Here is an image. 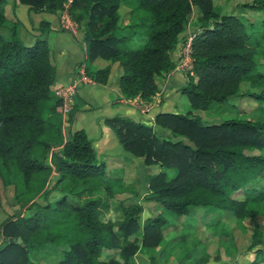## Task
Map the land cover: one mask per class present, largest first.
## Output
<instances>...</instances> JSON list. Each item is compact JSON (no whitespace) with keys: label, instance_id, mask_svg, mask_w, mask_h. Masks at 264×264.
Wrapping results in <instances>:
<instances>
[{"label":"trees","instance_id":"16d2710c","mask_svg":"<svg viewBox=\"0 0 264 264\" xmlns=\"http://www.w3.org/2000/svg\"><path fill=\"white\" fill-rule=\"evenodd\" d=\"M14 1L47 14L67 3L82 33L84 74L105 84L116 62L120 95L142 100L157 92L160 77L173 67L171 53L195 11L191 66L178 90L187 98L188 111H157L153 124L164 129L161 135L152 125L127 117H106L103 122L123 151L168 170L148 178L142 202L176 216L209 208L215 221L226 211L250 225L246 248L253 249V258L247 264L264 263L259 247L264 232L258 225L264 217V67L257 62L264 59V0L239 4L237 14L222 13L212 0ZM4 3L0 0V182L4 187L12 183L13 198L28 205L26 213L0 222V264H38L27 253L45 243L59 247L53 264H132L139 247L151 249L159 243L166 220L156 214L140 223L137 204L122 206L118 221L100 219L105 204L97 192L110 198L130 190L138 196L126 189L121 177L107 173L83 129L68 131L63 139L60 99L50 89L55 73L51 49L45 38L25 43L20 23L6 20ZM246 10L262 16L245 22ZM133 39L139 42L136 48L130 45ZM241 83L255 89L239 93L257 104L252 118L206 124L188 115L225 103ZM73 112L71 107L68 122ZM52 171L54 182L47 189ZM38 194L44 203L35 201ZM9 237H19L24 246L8 242ZM105 249L114 250L119 260L100 259Z\"/></svg>","mask_w":264,"mask_h":264},{"label":"rangeland","instance_id":"374dc122","mask_svg":"<svg viewBox=\"0 0 264 264\" xmlns=\"http://www.w3.org/2000/svg\"><path fill=\"white\" fill-rule=\"evenodd\" d=\"M212 1L220 8L222 13L236 14L240 11L239 4L251 2V0ZM194 14L195 11L193 10L186 21L182 34L183 37L184 35L192 34L196 30L197 26L194 23ZM243 15L246 17L245 22H248L254 19H260L262 12L246 10ZM54 16L56 19V27L60 30L56 14ZM78 33L75 34L77 35ZM130 45L136 48L139 42L137 39H133ZM257 62L264 67V59H257ZM116 74L117 70L113 69L111 77L117 76ZM179 74L181 75L180 79L182 82L180 85L182 86L186 79V73L184 71V73ZM170 75L163 74L160 77L161 80L159 82L162 83V86L166 85ZM178 90L179 88L175 86L174 91H170L171 94L168 96L172 98H169V100L165 98L163 100L162 107L165 109L164 111L181 114L188 111L186 96L180 93L178 95L174 94ZM244 90L255 91L247 83H241L238 93L230 96L225 103H212L208 109L191 110L188 115L197 116L206 124L220 123L229 118H252L255 114L254 109L257 104L251 101L250 98L240 97L239 93ZM162 96L160 91L157 90L149 100H144V104L139 103L136 99L126 100L137 108L140 113L138 120L142 123L152 125L154 132H157L159 135L161 133L163 134L164 129H160L159 126L153 124V117L157 112L153 109L158 108L157 105L162 101ZM74 104L72 103L73 106L77 105V103ZM261 107L264 109V105H261ZM58 110L60 113V130L61 127L64 130L66 127V114L70 110L67 113L61 112L60 107ZM150 111H154V113L150 114ZM126 160L128 161L124 162L121 172L117 173L111 168L106 170L109 175H118V177H121L120 179L123 181V185L127 187L126 189H133L138 197L132 196L130 190H121L118 185L115 186V189L121 191H117L118 194H115L113 197L107 198L102 191L97 192L95 196L100 197L105 204L104 208H102L100 219L102 221H118L123 216L122 211L124 207L130 204H137L140 207V212L138 213V221L140 223L145 217L152 218L156 214L161 215L166 220V223L161 226L162 236L159 243L151 249L139 247L131 257L132 264H152L151 257H154V264H247L252 260L253 249L247 250L246 248L250 241V225L247 222L235 219L228 215L226 211L222 213V217L220 220L218 219L219 221H215L214 214L212 213L210 215L207 211L209 208L206 209L204 207L194 208L193 212L186 216H176L153 206L152 203L142 202L141 199L145 196L148 178L159 171L167 172L168 170L156 164L146 165L140 157H133ZM54 177L55 173L52 171L47 180V189L52 186ZM14 189L12 183H8L4 187L0 182V222L8 217L27 212L26 206L28 204L24 206L20 205L21 203L13 198ZM50 194L52 196L54 193ZM233 196L240 198V195L237 193ZM34 199L36 202L44 203L43 194H38ZM206 224L210 225L206 226ZM258 225L260 231L264 232V217L258 221ZM133 236H130V239ZM262 239L263 243L259 247L264 249V236ZM0 244H2V241H0ZM59 255V247L52 243H45L38 249L30 250L27 253L29 260L38 264H53L57 261ZM110 256L119 260L116 252L109 249L103 250L99 258L106 259ZM203 257H205V261L202 263L201 259Z\"/></svg>","mask_w":264,"mask_h":264},{"label":"crops","instance_id":"0c3cea01","mask_svg":"<svg viewBox=\"0 0 264 264\" xmlns=\"http://www.w3.org/2000/svg\"><path fill=\"white\" fill-rule=\"evenodd\" d=\"M3 11L7 21L17 20L20 23V36L25 43H31L35 38L46 39L51 49L55 69L50 89L69 83L79 73L80 66H83L80 64L83 61L81 32L73 36L58 30L54 14L32 12L26 5L14 0H5ZM113 69L117 70V76L111 77ZM119 74L120 68L114 62L110 65L108 81L105 84L92 82L80 85L73 96V105L74 103L77 105L76 107L72 105L74 112L71 120L68 122L66 117V127L64 130L61 127L63 139L68 131L83 129L91 141L97 159L104 162L106 169H122L124 162L128 161L126 159L133 157L122 150L113 132L104 124V118L121 116L139 121L140 115L137 108L120 95L117 87ZM179 75V73H172L166 85L162 86L160 82L158 90L161 96L163 95L162 101L157 105L158 108L153 110H165L162 107L163 100L172 98L168 97L171 89L173 88L172 91H174L175 86L178 88L181 86L182 80ZM178 93L179 91L174 92L177 95ZM138 101L144 104V100L138 99ZM151 113L154 111H150Z\"/></svg>","mask_w":264,"mask_h":264},{"label":"built area","instance_id":"2783aa9c","mask_svg":"<svg viewBox=\"0 0 264 264\" xmlns=\"http://www.w3.org/2000/svg\"><path fill=\"white\" fill-rule=\"evenodd\" d=\"M68 4L65 3L63 8L57 10L55 12L56 18L59 24V29L61 31L67 32L71 35H76L75 33L81 32L78 25L71 19L68 11H67ZM192 34L184 35L180 38L177 45L173 49L171 56L173 59V67L166 72L164 75H169L172 73H187V70L191 66V50H190V42ZM93 81L87 77L83 72V66H80L79 73L75 75L69 83L65 85H60L52 89L53 94L60 99V110L63 113H67L70 110L72 105V98L76 93L77 88L81 84L92 83ZM138 100L137 97L131 100Z\"/></svg>","mask_w":264,"mask_h":264},{"label":"water","instance_id":"95a60500","mask_svg":"<svg viewBox=\"0 0 264 264\" xmlns=\"http://www.w3.org/2000/svg\"><path fill=\"white\" fill-rule=\"evenodd\" d=\"M7 241L8 242L15 241L16 243L20 244L22 247L24 246V244L21 243V239L19 237H15V238L9 237V238H7Z\"/></svg>","mask_w":264,"mask_h":264}]
</instances>
